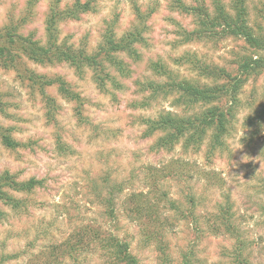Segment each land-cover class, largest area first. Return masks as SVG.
<instances>
[{
	"label": "rangeland",
	"instance_id": "obj_1",
	"mask_svg": "<svg viewBox=\"0 0 264 264\" xmlns=\"http://www.w3.org/2000/svg\"><path fill=\"white\" fill-rule=\"evenodd\" d=\"M57 1L0 0V33L11 21H24L18 32L45 44L46 19ZM201 1L212 12L221 6L235 15L237 7L253 34L264 35V0L183 2ZM172 2L99 0L92 12L59 23L58 43L89 54L97 53L110 30L118 39L141 33L139 61L118 54L101 65L108 82L103 89L93 70L80 74L67 63L25 57L20 71L0 66V96L8 104L0 123L25 144L14 152L0 144V173L42 181L28 194H15L23 200L18 208L0 204V264H105L98 250L68 249L87 232L102 238L114 233L138 264H264V72L243 86L221 148L212 150L207 140L199 150L180 143L167 151L155 145L162 133L145 136V121L184 114L174 105L177 95L153 96L146 88L169 81L152 65H163L179 80L205 83L188 59L235 73L254 50L236 37L186 43L195 24ZM116 59L129 76L118 71ZM20 72L61 78L80 101L66 99L58 84L41 90ZM140 194L147 198L141 211L133 200Z\"/></svg>",
	"mask_w": 264,
	"mask_h": 264
},
{
	"label": "trees",
	"instance_id": "obj_2",
	"mask_svg": "<svg viewBox=\"0 0 264 264\" xmlns=\"http://www.w3.org/2000/svg\"><path fill=\"white\" fill-rule=\"evenodd\" d=\"M60 1L58 0L56 5L51 7L47 16L45 44L41 45L40 41L34 40L32 34L25 37L18 32V28L24 21H11L4 28V31L0 33V66L2 68L20 71L22 60L25 57L41 64L67 63L80 74L86 69L93 70L95 80L103 89V85L108 83L106 78L100 75L104 74L105 69L101 66L104 61L112 63L118 54H125L134 61L140 60L136 46L142 44L144 39L138 32H129L118 39L116 32L110 30L104 35L102 45L99 46L95 54H89L85 49L59 44V23L78 19L80 15L92 12L94 9L92 4L99 0H76L72 7L66 8H60ZM183 1L173 0L171 7L193 19L195 28L189 32L190 35L187 36L186 43L209 42L217 37H236L244 40L254 50L250 56H244L240 60L235 73L202 62L196 57L195 60L188 59L186 63L193 66L192 70H195L202 80L207 79L205 83L199 82V80H179L172 76V72L163 65L160 66L158 63L152 65L150 68L156 75L165 76L169 81L162 84L152 81L146 88L154 94L153 96L177 95L174 105L180 107L184 114H160L155 120L145 121L148 125L145 136L150 137L155 133H162L155 142L157 149L171 151L176 145L182 143L186 150L190 148L199 150L208 140L210 148L215 150L225 145V139L230 134L235 119L234 108L238 104L243 86L250 77L264 72V35L253 34L247 26L244 15L239 12L237 7V13L230 15L221 6H217L212 12L206 8L202 1L197 5L187 4ZM240 2L243 3V0ZM114 62H116L114 64L120 73H124L125 76L130 75L129 72L127 73L128 69L125 68L126 64L123 61L116 59ZM20 75L22 78L24 77L23 79L28 77L34 86L37 85L41 90L58 84L61 94L66 99L80 101V96L72 92L67 87L68 84L61 78L46 81L43 76L33 72L30 74L20 72ZM222 101L227 102V105L217 106V103ZM198 105L205 108L200 112L196 111ZM7 108L8 104L0 96V114L7 115ZM47 118L49 120L53 118L51 112L47 113ZM0 144L7 151L12 152L25 148V144L13 137V128L6 127L1 123ZM41 185L42 181L35 178L18 181L8 171L0 173V204L18 208L23 200L17 198L15 194H28ZM144 197L143 194L133 196L134 203L137 206L143 205L144 200L147 199ZM109 203H112V200H109ZM136 212L139 213V211ZM2 216H4V212L0 209V218ZM110 217H115L114 210L110 212ZM94 233L92 235L87 232V236L85 234L70 242L68 249L72 252L98 250L100 253L98 256L105 264H138V259L131 253L127 242L122 241L112 232H107L104 238L97 232ZM184 262L183 264H189L188 260Z\"/></svg>",
	"mask_w": 264,
	"mask_h": 264
}]
</instances>
